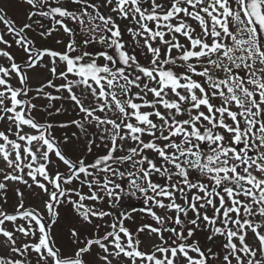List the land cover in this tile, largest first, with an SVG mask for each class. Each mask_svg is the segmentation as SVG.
<instances>
[{"label":"snow or ice","instance_id":"obj_1","mask_svg":"<svg viewBox=\"0 0 264 264\" xmlns=\"http://www.w3.org/2000/svg\"><path fill=\"white\" fill-rule=\"evenodd\" d=\"M22 2L18 26L0 0V264H264V0Z\"/></svg>","mask_w":264,"mask_h":264},{"label":"rangeland","instance_id":"obj_2","mask_svg":"<svg viewBox=\"0 0 264 264\" xmlns=\"http://www.w3.org/2000/svg\"><path fill=\"white\" fill-rule=\"evenodd\" d=\"M5 11L8 13L10 18H12L13 20L16 21L18 26L22 25L24 22H27L26 21L27 5H24L22 0H8V7L5 8ZM127 23H128L127 21L121 22V24L123 25L124 28H125V25ZM2 28H4V26L2 24H0V30ZM28 35H29V38H31V39H37L36 33L30 32V33H28ZM5 38L10 39L11 37L6 35ZM124 40L127 41L128 43H131V37L128 33L125 36ZM38 43H39V41H38ZM11 51H12L13 55L16 56L18 62L21 61L22 59H24L23 52L18 50L15 45H13V48L11 49ZM141 62L143 63L144 60L142 59ZM29 77H30L29 87H31L33 89L38 87V83H37V80H36L34 74L29 73ZM12 83L14 85L17 84V82L15 80H13ZM46 91L52 92L53 95H58V93H56L53 89H46ZM34 96H35L34 91L29 93V97H34ZM31 102L35 103L37 105V111L33 112V115L37 119L49 120V121H52L54 123L56 122V124H57V123L66 122L70 119H74V118L78 119L79 118V115L76 112H73L71 106L66 102H63V101H52L51 102V104L53 105V108L61 107V105L63 104V107L68 109V111L66 113L51 116V119H50V116L48 115L47 111H46V113H44V109H45L44 107H46L49 104V101H47L46 99L40 98V99H32ZM51 110L52 109H50V111ZM46 115H48V116L46 117ZM45 117H46V119H45ZM0 130H6L4 128L3 122H0ZM55 130H57V132ZM55 130H54V135H56L57 138H59L64 133L71 135L73 132H77V134L79 135L78 130L75 127H71V126L69 128H66V129L56 128ZM90 131H91V129H90ZM82 143H83V141L81 140L79 142V144L82 145ZM94 151H96V150L94 149ZM89 159H92V157L90 156ZM63 170H64V168L61 165V171H63ZM34 199L35 198H33V200ZM15 203H16V198H15V196H14V194L10 188L9 192H8V203H7V205H5V207L9 211H11L13 206L15 205ZM31 203H32V201H26V204H31ZM129 205L137 207V208L142 206L141 202L139 200L125 201V206L128 207ZM68 215L69 214H66V213H64L63 210H61L62 219L58 221V224H60L62 227L66 228L70 223V221L68 219ZM73 218H74V216H73ZM59 230H60L59 228L54 226V228H53L54 233L59 231ZM199 233H202V232H198V234ZM216 246L218 247V245H216Z\"/></svg>","mask_w":264,"mask_h":264},{"label":"trees","instance_id":"obj_3","mask_svg":"<svg viewBox=\"0 0 264 264\" xmlns=\"http://www.w3.org/2000/svg\"><path fill=\"white\" fill-rule=\"evenodd\" d=\"M121 30H122V33H123V38H125V36L127 35V32L124 31V27H123L122 24H121ZM96 47L99 48V47H102V46L97 45ZM109 51H111V50H109ZM194 239H198L202 244L207 245L206 233H204V232L199 233V234L197 233V234L194 236ZM213 249H214V250H217V246L214 245V246H213Z\"/></svg>","mask_w":264,"mask_h":264}]
</instances>
